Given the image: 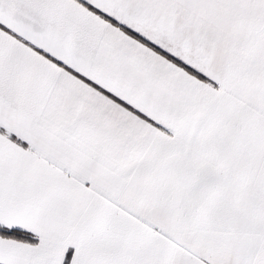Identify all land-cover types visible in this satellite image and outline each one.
Masks as SVG:
<instances>
[{
  "label": "snow or ice",
  "instance_id": "snow-or-ice-1",
  "mask_svg": "<svg viewBox=\"0 0 264 264\" xmlns=\"http://www.w3.org/2000/svg\"><path fill=\"white\" fill-rule=\"evenodd\" d=\"M0 264H264V0H0Z\"/></svg>",
  "mask_w": 264,
  "mask_h": 264
}]
</instances>
